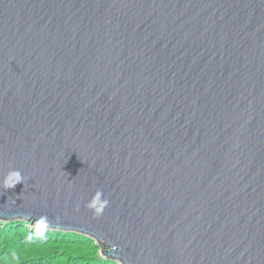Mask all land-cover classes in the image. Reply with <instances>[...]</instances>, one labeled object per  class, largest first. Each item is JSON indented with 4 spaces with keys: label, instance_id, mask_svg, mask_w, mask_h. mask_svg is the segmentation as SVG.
<instances>
[{
    "label": "water",
    "instance_id": "95a60500",
    "mask_svg": "<svg viewBox=\"0 0 264 264\" xmlns=\"http://www.w3.org/2000/svg\"><path fill=\"white\" fill-rule=\"evenodd\" d=\"M42 218L122 264H264V0H0V220Z\"/></svg>",
    "mask_w": 264,
    "mask_h": 264
},
{
    "label": "rangeland",
    "instance_id": "374dc122",
    "mask_svg": "<svg viewBox=\"0 0 264 264\" xmlns=\"http://www.w3.org/2000/svg\"><path fill=\"white\" fill-rule=\"evenodd\" d=\"M18 221L0 220V264H122L102 257L93 237Z\"/></svg>",
    "mask_w": 264,
    "mask_h": 264
},
{
    "label": "clouds",
    "instance_id": "9594fccd",
    "mask_svg": "<svg viewBox=\"0 0 264 264\" xmlns=\"http://www.w3.org/2000/svg\"><path fill=\"white\" fill-rule=\"evenodd\" d=\"M24 179L25 177H22L18 170L11 171L5 176L4 180L2 181V186L4 188H14L17 183H20ZM102 195L103 194L101 191H96L88 204V207L94 209L97 213H99L109 203L107 199L102 200ZM37 227H43V218L37 222Z\"/></svg>",
    "mask_w": 264,
    "mask_h": 264
},
{
    "label": "trees",
    "instance_id": "16d2710c",
    "mask_svg": "<svg viewBox=\"0 0 264 264\" xmlns=\"http://www.w3.org/2000/svg\"><path fill=\"white\" fill-rule=\"evenodd\" d=\"M7 223H10V224H13V223H18V222H21V221H18V220H14V221H6ZM25 223H26V221H24ZM28 223H31V222H28ZM79 234V233H78ZM79 236H82V237H85V238H87V237H89V236H87V235H84V234H79ZM98 246L100 247V249L102 250V246H101V244H99L98 243ZM99 254H97V255H95V256H98ZM101 255H102V257H103V254H102V252H101ZM105 257V256H104ZM107 258H109V259H112V258H110V257H106V259ZM115 260V259H114ZM107 261H109V260H107Z\"/></svg>",
    "mask_w": 264,
    "mask_h": 264
}]
</instances>
